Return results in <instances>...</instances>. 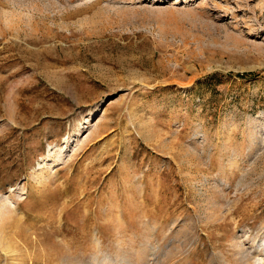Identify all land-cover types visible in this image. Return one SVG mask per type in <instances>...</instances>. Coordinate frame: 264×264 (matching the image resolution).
Returning a JSON list of instances; mask_svg holds the SVG:
<instances>
[{"label":"rangeland","instance_id":"1","mask_svg":"<svg viewBox=\"0 0 264 264\" xmlns=\"http://www.w3.org/2000/svg\"><path fill=\"white\" fill-rule=\"evenodd\" d=\"M2 202L0 264H264V0H0Z\"/></svg>","mask_w":264,"mask_h":264},{"label":"bare ground","instance_id":"2","mask_svg":"<svg viewBox=\"0 0 264 264\" xmlns=\"http://www.w3.org/2000/svg\"><path fill=\"white\" fill-rule=\"evenodd\" d=\"M10 213L11 211L8 209L7 205L3 202L0 203V222L4 221L10 215ZM106 263L109 264V261L104 259L102 262H98L97 264H106Z\"/></svg>","mask_w":264,"mask_h":264},{"label":"trees","instance_id":"3","mask_svg":"<svg viewBox=\"0 0 264 264\" xmlns=\"http://www.w3.org/2000/svg\"><path fill=\"white\" fill-rule=\"evenodd\" d=\"M256 76L257 74L250 73V74H243L241 77L248 78V77H256Z\"/></svg>","mask_w":264,"mask_h":264}]
</instances>
